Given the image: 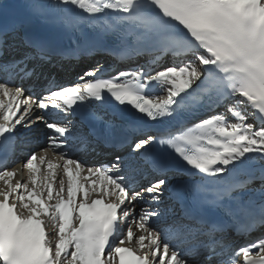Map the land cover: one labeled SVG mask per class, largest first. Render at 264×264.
Listing matches in <instances>:
<instances>
[{"label":"snow or ice","instance_id":"obj_1","mask_svg":"<svg viewBox=\"0 0 264 264\" xmlns=\"http://www.w3.org/2000/svg\"><path fill=\"white\" fill-rule=\"evenodd\" d=\"M65 38L148 61L25 96ZM262 229L264 0H0V264H264V233L233 240Z\"/></svg>","mask_w":264,"mask_h":264},{"label":"bare ground","instance_id":"obj_2","mask_svg":"<svg viewBox=\"0 0 264 264\" xmlns=\"http://www.w3.org/2000/svg\"><path fill=\"white\" fill-rule=\"evenodd\" d=\"M36 133V131H35V129L33 130V132H32V134H35ZM11 165H10V167H9V169H11V168H13V167H16L15 165L16 164H14V163H10ZM141 207V205H137V209H139ZM125 230H126V226H125ZM134 231H135V229H134ZM254 236H255V234L254 233H252L251 234V236H248V237H243L240 241H239V243H249L250 241H252V240H255V238H254Z\"/></svg>","mask_w":264,"mask_h":264},{"label":"rangeland","instance_id":"obj_3","mask_svg":"<svg viewBox=\"0 0 264 264\" xmlns=\"http://www.w3.org/2000/svg\"><path fill=\"white\" fill-rule=\"evenodd\" d=\"M10 167V166H9Z\"/></svg>","mask_w":264,"mask_h":264}]
</instances>
